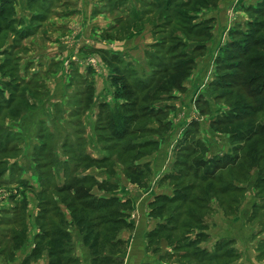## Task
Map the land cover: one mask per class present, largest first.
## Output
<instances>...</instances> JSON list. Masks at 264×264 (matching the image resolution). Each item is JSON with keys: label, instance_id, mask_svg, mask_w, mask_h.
Masks as SVG:
<instances>
[{"label": "rangeland", "instance_id": "1", "mask_svg": "<svg viewBox=\"0 0 264 264\" xmlns=\"http://www.w3.org/2000/svg\"><path fill=\"white\" fill-rule=\"evenodd\" d=\"M84 4L72 10L80 12L72 16L80 15L81 29L69 36L36 24L34 33L19 35V41L9 13L8 18L0 15V264L15 261V254L9 258L8 253L14 236L22 237L21 248L42 245L34 235L46 223L36 215L12 218L13 200L20 196L17 179L34 190H24L26 208L47 199L63 211L67 204L77 206L74 191L101 198L114 192L118 201L129 203L124 209L131 224L138 210L126 195L140 203L148 190L140 187L141 179L124 177V169L151 157L154 144L168 147L166 171L176 146L187 148L179 160L182 168L196 155L210 161L209 169L221 170L207 181L186 170L176 182L158 185L170 192L179 189L181 203L166 206L159 219L147 216L150 231L169 225L149 240L147 232L134 241L147 245V257H157V264L264 263V0H103L102 8L96 0ZM50 36L60 40L53 44ZM55 48L58 57L51 56ZM38 49L43 50L35 53ZM158 110L162 112L156 115ZM144 114L149 119L130 125L139 130L123 142L111 136L112 129L124 128L122 117ZM125 141L133 152L121 151ZM85 154L105 158L100 165L74 167ZM225 154L234 155L231 166ZM83 175L91 181L66 190L72 177ZM95 175L117 180L104 182L102 189ZM62 184L65 190L56 191ZM38 191L43 196L35 199ZM49 210L47 223L52 221ZM65 221L72 246L77 245L78 228ZM127 234L123 227L109 234L123 242L122 259ZM218 240H231L236 258H220L224 249L215 247ZM44 252L36 262L45 260Z\"/></svg>", "mask_w": 264, "mask_h": 264}, {"label": "trees", "instance_id": "2", "mask_svg": "<svg viewBox=\"0 0 264 264\" xmlns=\"http://www.w3.org/2000/svg\"><path fill=\"white\" fill-rule=\"evenodd\" d=\"M3 13L4 11L0 10V15H3ZM254 43L257 42H253V44ZM253 44L252 43L249 44L244 50V52L246 50L249 51V49L253 47ZM6 56H7L6 59H8V55ZM161 112L162 110L156 111V115L160 114ZM146 117L147 116L145 114L142 115L141 117H137V115H131V117H122L124 119V122L120 124V128L121 126H123L124 128L121 129L120 131L119 129H114V130L112 129L111 136H114L116 140L123 142L126 136H130L131 133L133 134L134 132L139 130L138 128L129 129L130 128L129 126L132 124H136V122H139L143 118H145L146 120L149 119ZM126 118L129 120H127ZM125 119L127 121H125ZM188 132L189 131H187L186 133ZM261 132H264V126L261 128ZM247 138L248 137H245V140ZM126 142L127 141H125L124 144L122 145L124 150L121 149V151L133 152L135 148L129 147V143ZM159 145L154 144L151 146L158 147ZM1 150L2 149H0V153L3 152ZM185 150H187L186 147L176 146L174 159L170 166V169H168V171L164 173L161 179H159V181L156 184L157 186L158 184L159 186H161L163 183L168 184L171 182H176L177 181L176 179L185 176L186 170L193 172L195 174L194 178L199 179V181H205V180L207 181L210 180V178L213 179L215 176L214 173L217 170H221L219 167H216V169L214 167L209 169L210 161L204 160L203 157H196L195 159L196 155L193 158L194 161L190 163V165H188L185 168H182L180 164L183 163L179 160L184 158V154H185L184 152H186ZM85 155L79 157V161H78L79 165H74V167L80 168L82 165H100V163L105 158V157H100V159H95L87 155L89 157L88 158ZM223 158L227 159L226 165L231 166L232 163L231 161H233L235 157L234 155L225 154ZM217 161H222V159H218ZM124 174H125L124 177L127 176L130 177L131 179H141L144 183V184L141 183L140 185L141 187L147 184L145 180L148 179V176L150 175V170L147 164L131 163L124 169ZM110 179L117 180L116 177L114 178L106 177V181L104 179L102 183H97V185L100 188L104 189L103 186L104 182L108 183L110 182L109 181ZM90 181H91V176L89 175H83L82 177L80 176L79 178L72 177L70 179V182L67 185H65L67 187L66 190L70 189L72 186L82 185L84 184V182H90ZM15 183L20 185V189H19L20 196L19 198L13 200L15 201V203L12 206L11 210H14L16 214L12 218H15L17 215L19 216V218L22 219L23 214H25V216L27 217L26 214L27 208H26V199H25L26 193L24 190L32 191V192H34V190L29 186L24 187L26 186V183L21 184L22 183L21 179H17ZM113 185L115 184H112L110 186ZM65 186L62 184L60 187L56 188V191L58 192L64 191ZM172 192H171L172 193L171 196H164V195L154 196L151 199V201L147 204L148 207L147 216L150 218L159 219V217L163 215V210L166 206L178 202L181 203V200L179 199L178 196L179 189H172ZM39 194L42 193L38 191L37 195H34V197H36L35 199H37V197L43 196ZM91 196L88 194H80L78 191H74L72 198L76 199L77 206H71V204L69 205L67 204L64 207V211L66 212L67 215L64 214V212L60 209V207L56 202L52 203L51 200H47V199H44L43 201L40 202L37 201L38 203L35 204L37 208L36 218H38L40 221L46 224H45V228H43L42 231L40 230L37 231V233H35L34 240H38V244L42 242V245L34 246L31 252L23 259L21 264H28L32 259H36V257L38 258L43 251H45L44 255L46 259V264H77L78 263L76 258L70 257V253L72 251L73 246H72V237L70 232L67 230L68 228L65 222L66 217L70 219V223H72L74 227L78 228L76 236L79 241V244L85 249L87 253L89 264H123L122 256L119 257L120 249H122L123 246L121 245L122 241L120 240L119 237L110 238L109 234L113 233V231L117 227H123L128 232L132 230V225L130 223H127L125 218L127 213V212L125 213V211L127 209L124 208H126L129 205V203L127 201L120 202L114 196L108 198H99L96 196H92V197ZM47 207L50 208L49 212H52L51 223L46 222L48 218V216H46ZM121 208L123 209L120 210ZM97 212H106V214L104 213L102 215L96 214L93 217L88 216L89 214H93V213L95 214ZM176 216L177 215H174V217H170L169 220L171 222H175ZM7 220H11V219L5 218V221ZM166 223H168V221H166ZM167 228H169V225H166L165 223L159 224L157 229H154L150 233L146 234V237L149 240V238L155 237L161 232L167 231ZM21 239L22 237L20 235L11 238L12 242H14V245H10L9 247L8 250L9 258H12V256H14V252L22 247L19 241ZM232 244L233 242L231 240L216 241L215 247L221 246V249H224L222 254H220V258L229 260L236 256L234 252H232L233 250ZM105 247L110 248L111 251L108 253H102L100 249ZM116 247L118 248V250L115 249ZM180 255L181 257L185 256V254H180Z\"/></svg>", "mask_w": 264, "mask_h": 264}, {"label": "crops", "instance_id": "3", "mask_svg": "<svg viewBox=\"0 0 264 264\" xmlns=\"http://www.w3.org/2000/svg\"><path fill=\"white\" fill-rule=\"evenodd\" d=\"M54 1L56 0H0V10L4 11L3 13L4 18H8L7 16L9 13L10 16L9 21L15 22V28H16L15 35L17 36L15 37L19 41L21 39L19 35L25 34L26 37H30V35L34 33V29H36L37 27L36 24H39L40 26L43 25L48 26L49 29L54 30L56 34H59V32H67L68 36L70 35L69 33L73 29L79 28L80 31L81 25L80 23H78L80 15H76L78 17L72 15L80 14V12L73 14V11L77 10L76 8L85 7L84 4L85 0H58L57 2L59 5L57 7H54L52 5V3H55ZM96 3H99V5H97L99 6V8H102V6H104L103 0H96ZM97 6H95L94 8H98ZM95 11L96 10H94V13H96V15L101 14ZM31 23L33 24L31 25ZM101 31H102L101 33H103L106 30L101 29ZM59 40L60 39H57L56 36H50L49 42H53L54 44L57 43V41ZM42 50L43 49H38L36 50L35 53H40ZM60 51L61 54L63 55V49ZM35 53H33L32 55H34ZM51 56L58 57L59 50L56 48L52 49ZM167 150L168 147H166V145H163L162 147L161 145H159L156 151L151 153L152 154L151 157L149 158L144 157L142 161L137 163V164H147L150 170V179L149 182L146 184V188H147L146 190H148L147 193H144V195H140L142 197V199H140V203H137L134 200V198L131 197V195H126L125 198V200H129L133 202L135 208H137L138 210V213H137V217L131 216L130 222L133 229L129 232V234H127L126 238H123L124 240H126V242L128 241L126 245V252L124 254L125 258L123 259V264H136V263L157 264L158 262L157 257H151V255L149 254L148 255L150 257H147L145 252V250L147 249V245H145V243H142L141 245L135 243L134 241L137 239L140 240L141 237L144 239L145 234L147 232L148 233L151 232L150 230H152L148 227V225L152 221L150 218L147 217V209L145 208L147 207L148 200L152 199L156 195L170 196L169 194L171 192L169 188H164L163 190H161V188L156 185L159 179H161V177L164 175V173L167 172L166 171V163L168 162ZM95 159H100V157H95ZM93 178H95L97 183H101V181L104 180V178L101 179V177L97 175H95ZM127 182L129 186L133 185L130 184V181ZM120 185H126V183L120 182ZM155 186H156V191H155ZM167 190H169V192ZM136 193H137V189H136ZM116 195H117L116 193L114 196V192H110L107 194V196L105 197L103 196L102 198H108L113 196L116 197ZM95 196L99 197L97 195ZM34 207L35 204L33 205L31 204L29 207H27L26 218L30 217L31 215L32 216L36 215L37 210L35 212V210L33 209ZM63 212L65 215H67L64 210ZM65 220H67V224H70L68 217H66ZM154 225H155V221H154ZM67 230L71 231V229L69 228ZM76 244L77 245H73L72 251L70 253V257L76 258L78 261L77 264H89L87 253L85 249L79 244L78 239L76 240ZM32 245L33 244H31V248H29V246H26L24 248H21V250L17 251L16 253H14L15 261L9 264H21L23 259L33 249ZM33 260L35 259H32L31 260L32 262H30V264H46V259L45 260L39 259L37 262L36 260L35 261ZM259 264H264V263L260 261Z\"/></svg>", "mask_w": 264, "mask_h": 264}]
</instances>
